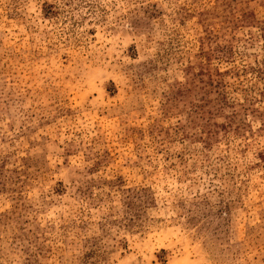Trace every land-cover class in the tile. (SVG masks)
Here are the masks:
<instances>
[{
  "label": "rangeland",
  "instance_id": "rangeland-1",
  "mask_svg": "<svg viewBox=\"0 0 264 264\" xmlns=\"http://www.w3.org/2000/svg\"><path fill=\"white\" fill-rule=\"evenodd\" d=\"M0 264H264V0H0Z\"/></svg>",
  "mask_w": 264,
  "mask_h": 264
}]
</instances>
